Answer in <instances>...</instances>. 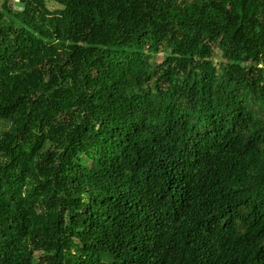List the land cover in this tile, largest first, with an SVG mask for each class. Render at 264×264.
I'll list each match as a JSON object with an SVG mask.
<instances>
[{
  "label": "trees",
  "instance_id": "16d2710c",
  "mask_svg": "<svg viewBox=\"0 0 264 264\" xmlns=\"http://www.w3.org/2000/svg\"><path fill=\"white\" fill-rule=\"evenodd\" d=\"M10 2L0 264H264V0Z\"/></svg>",
  "mask_w": 264,
  "mask_h": 264
},
{
  "label": "rangeland",
  "instance_id": "374dc122",
  "mask_svg": "<svg viewBox=\"0 0 264 264\" xmlns=\"http://www.w3.org/2000/svg\"><path fill=\"white\" fill-rule=\"evenodd\" d=\"M11 1V0H10ZM7 3V0H0V9L3 8V6ZM14 4V0H12L10 2L11 7H13ZM48 7L51 9H56L57 6L54 3L49 2L48 3ZM14 8V7H13ZM10 21H12L13 23L18 24L19 22H16L15 20H12V18H9ZM164 54L161 52L157 58V61L160 62L163 59ZM9 126H4L1 122H0V132H2L3 130H6Z\"/></svg>",
  "mask_w": 264,
  "mask_h": 264
},
{
  "label": "water",
  "instance_id": "95a60500",
  "mask_svg": "<svg viewBox=\"0 0 264 264\" xmlns=\"http://www.w3.org/2000/svg\"><path fill=\"white\" fill-rule=\"evenodd\" d=\"M12 1V0H11ZM26 0H14L13 7L16 10V12L21 10L24 7Z\"/></svg>",
  "mask_w": 264,
  "mask_h": 264
}]
</instances>
